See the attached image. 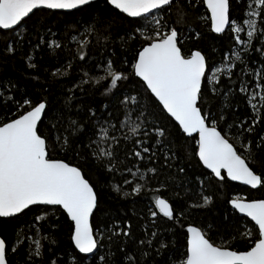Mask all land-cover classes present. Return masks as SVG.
<instances>
[{
  "label": "snow or ice",
  "instance_id": "snow-or-ice-1",
  "mask_svg": "<svg viewBox=\"0 0 264 264\" xmlns=\"http://www.w3.org/2000/svg\"><path fill=\"white\" fill-rule=\"evenodd\" d=\"M171 2L103 0L105 10L111 7L113 11L118 10L123 14L125 19L142 18L145 21L141 27H132L139 21H129L125 36L117 34L113 37L112 21L92 15L100 11V0H0L2 29L26 26L31 19L30 14H36L34 10L41 13L45 10H65L66 13L75 10L86 14L82 25L77 22L73 29L79 35L70 37L77 44V51L71 56L73 60L85 64L91 59V67L82 71L77 81H69L70 87L64 95L65 109L71 110L72 101L77 99V91L82 94L87 92L85 85L93 86L94 90L101 84H107L102 93L106 102L102 104L100 114H97L95 107H88L86 119H73L71 115L65 117L63 114L52 116L47 112L49 103L46 98L33 104L30 98L22 96L17 99L12 95L14 86H11L10 81L8 87L0 84V112L8 114L0 118V218H18L33 208L38 212L29 224L16 232L13 245L9 246L6 238L0 236V264H10L9 251L15 254L26 242L28 251L24 264H85L87 254H91L92 264H97V261L98 264H142V261L147 264L143 258L151 255L154 244L157 245V254L169 252V264H264V198H234L228 201L234 213L243 214L244 218L254 222L252 229L246 227L243 233H239L240 238L247 241L243 249L232 245V241L236 240L235 235L229 240L222 239L220 244L215 243L210 233H218L219 226L207 222L200 226H186L182 252L172 251L177 247L173 241L157 240V231L151 232L145 239H139L137 247L128 251L127 243L120 242L119 238L131 237L130 224L123 227L119 220H112L111 223L94 221L101 206L100 196L83 165L95 161L98 170L106 176L117 172L115 161L120 138L122 136L124 141L130 138L122 129H127L132 137H140L133 141L136 150L126 153V157L131 156L137 161L145 158L151 161L156 155L154 145L144 146L153 138L152 134L157 137V144L161 142L158 138L167 136L164 126L147 119L152 113L148 111L149 105L141 102V93L135 88L125 87L129 80L136 78L145 86V93L162 105L161 111L177 122L183 134L195 141L193 155L198 157L200 164L211 170L215 178L219 181H224L226 177L232 181H242L253 189L264 187V173L258 174L250 166L254 163L252 140L244 139L245 134L257 135V149L264 147V132L257 134V128L264 126V61L259 67L249 69L251 57L245 59L249 51L264 57V43L252 47L254 39L264 41V0H248L243 14L236 18H231L230 0H203L210 12L211 30L217 34H225L226 29L230 30L231 43L222 55V68L210 67L205 54L199 49L185 53L180 46L181 34L176 27H169L153 15L154 11L164 12ZM236 2L242 3L243 0ZM150 16L154 27L147 26ZM36 26L38 42L33 46L34 49L41 45L53 49L66 46L64 37L56 39L57 33L42 24L40 18L34 22ZM39 29H43L44 34ZM243 33H246L247 39L242 38ZM49 35L52 37L50 40L47 38ZM137 35L143 36V41L129 62L126 55L121 57L117 53L127 43L126 37L135 38ZM196 36L199 38L200 33L197 32ZM93 39L100 45L97 59L91 58ZM86 48L90 51L86 52ZM6 51L15 52V48L6 45ZM28 59L31 60V57ZM237 62L244 65L242 71L246 75L255 77L253 90L249 91L244 79L237 77L238 88L234 84L221 92L225 102L221 114L205 111L202 101L204 89L209 87L211 93H216L222 71L227 72L229 79H232V70L237 67ZM29 67L35 69L37 65L30 63ZM63 67L64 71L57 68L53 75L69 76L72 63L66 62ZM209 71L211 75H207ZM233 89L245 95L250 114L243 119L235 115ZM235 106L239 107L238 104ZM229 111L231 122L226 118ZM44 119L55 120L52 128L57 135L54 139L41 131L40 125ZM89 127L92 131L85 136ZM233 128L238 131L239 143L245 155L238 151L234 142H230L229 132ZM62 149L66 150L65 155L67 152L75 153L80 162L74 163L53 155ZM174 158L165 151V164ZM168 166L171 167L170 164ZM123 167L124 172L136 177L139 182L123 180L124 185H134L130 192L122 191L119 185H113V189L125 197L139 196L147 183L144 173L139 167L135 171L127 165ZM146 171L157 173L155 167L147 168ZM178 172L185 173V168L179 167ZM222 173H226V177ZM196 179L203 188L204 180L199 177ZM165 187L166 184H161L155 190L153 203L156 211H150L149 214L152 218L162 214L181 228L185 227L180 222L186 210L205 208L214 201L213 195L201 192L197 193L199 202L185 201V208L177 209L169 198L156 194ZM176 195L180 197V193ZM58 210H62L68 219L72 251H55L51 247L59 239ZM114 240L117 241L115 244ZM44 241L48 242L47 247ZM106 246L109 252L100 255L99 250ZM117 253L120 259H117Z\"/></svg>",
  "mask_w": 264,
  "mask_h": 264
},
{
  "label": "trees",
  "instance_id": "trees-1",
  "mask_svg": "<svg viewBox=\"0 0 264 264\" xmlns=\"http://www.w3.org/2000/svg\"><path fill=\"white\" fill-rule=\"evenodd\" d=\"M230 2L231 18H236L238 15L243 14L248 0H243L242 3H237L236 0H230ZM34 13L36 14H30L31 19L28 20L26 26L21 25L18 28L15 27L10 30L0 29V84L8 87V82L10 81L11 86H14V91L11 94L17 99H20L22 96L30 98L33 104L46 98L49 103L47 112L52 116L63 114L65 117L71 115L73 119H86V109L88 107H95L99 115L102 104L106 102V98L102 93L107 88V84H101L99 87H95L94 90L93 86L85 85L87 92L82 94L77 91L75 93L77 99L72 101L73 107L71 110L69 111L64 108V95L67 88L70 87L69 81H77L82 71L91 67V59L85 64L84 62L73 60L71 56L72 53H76L77 44L70 37L73 34L79 35L73 29L76 28L77 22H81L82 25V22L86 19V14L76 12L75 10L67 13L66 11L52 10H45L41 13L35 10ZM159 13L162 23L167 24L169 27H176L177 31L181 34L179 37L180 46L185 53L193 49H199L205 54L210 67L216 65L222 66V55L228 50L231 43L230 30L227 29L225 34H217L211 30L209 15L203 0H172L171 5L164 12ZM92 15L97 18L106 17L112 21L113 37L117 34L120 37H124L125 28L128 27L129 21H139V23L133 24L132 27H141L145 24L142 18L128 17L125 19L123 14L119 13L118 10L113 11L111 7L105 10L103 0H100V11L92 13ZM38 18H40L42 24L50 27L52 32L57 33L56 39L64 37L63 43L66 45L65 47L53 49L41 45L39 48L34 49L33 46L38 42V26L34 27V22ZM147 26L154 27L148 21ZM39 31L41 34H44L43 29H39ZM82 31L83 27L81 26L80 32ZM65 32H67V36H65ZM197 32L200 33L199 38L196 36ZM148 34L150 35L151 32ZM241 35L243 39H247L244 33ZM47 38L49 40L52 39L50 35ZM126 40L127 43L119 49L117 54L121 57L126 55L128 61L131 62L133 53L140 47L143 41V36L137 35L135 38L126 37ZM116 43L119 44L120 41L117 40ZM261 43H264V41L254 39L252 47H259ZM6 45H12L15 48V52H7ZM85 51L88 52L90 49L86 48ZM99 51L100 45H97L93 39L91 58L97 59ZM241 55L244 56L243 53ZM29 56L31 60L28 59ZM248 57H251V60L248 62L249 69L253 66L259 67L261 61H264V57L253 51H249L245 59L247 60ZM66 62L73 65L70 75H53V72L57 68L64 71L63 66ZM30 63L36 64L37 67L35 69L30 68ZM243 68L244 65L237 62V67L232 70L234 73L232 79H229L227 72L222 71L220 76L221 83L216 93H211L209 87L204 89L202 101L205 111L210 110L216 115L221 114L225 107L221 92L226 91L227 88L232 87L234 84L238 88L239 81L237 77L244 79V82L249 85V91L253 90L256 82L255 77L246 75L242 71ZM209 72H207V75ZM92 75H97V73H92ZM125 87L135 88L141 93V102L149 105L148 111L152 113L147 119L164 126L167 129V136L158 138L161 142L157 144V137L152 134L153 138L144 146L154 145L153 151L156 152V155L151 161L147 158L143 161H137L131 156L126 157V153L136 150L133 141L140 137H132L127 132V129H122L121 131L129 135L130 138L127 141H124L122 136L120 138V147L117 150V160L115 161L118 167L117 172L106 176L98 170V165L95 161L83 165L87 171V175L96 185L100 196L101 206L94 216V221L103 220L106 223H111L112 220H119L123 227H127L130 224L129 231L131 232V237L121 236L119 238L120 242L127 243L128 251H132L137 247L139 239H145L151 232L157 231V240L173 241L177 247L172 251L176 253L182 252L184 250L182 246L185 243L186 226L188 224L200 226L202 223L207 222L219 226L218 233H210L215 243L220 244L222 243V239L229 240L232 235H235L236 240L232 241V245L243 249L247 241L241 239L239 233H243L246 227L252 229L253 223L249 219L244 218V216L234 213L228 201L236 195H239L242 199L264 198V187H258L257 189L244 188L239 184L229 181L227 178L224 181H219L193 155L195 141L183 134L178 125L165 112L161 111V105H159L154 97L145 93V86H143L139 78L129 80ZM233 95L235 96V103L233 105L235 115L243 119L245 115L250 114V110L245 104V95L238 94L235 89H233ZM112 103L115 104V100ZM236 104L239 107H236ZM77 113H79V116H77ZM6 115H8L6 112H0V118ZM226 118L231 122V111H229V115ZM54 123L55 120L44 119L40 125L41 131L45 135H51L53 139L57 135L55 129L52 128V124ZM91 131V127H89L85 136L89 135ZM260 132H264V126L257 128V134ZM229 136L230 141L235 143L238 151L242 155H245L246 152L239 143L237 129L233 128L229 132ZM244 139L245 141L248 139L252 140L251 150L254 153V163L250 164V166L258 174L264 173V147L257 149V135L248 136L245 134ZM166 150L170 155L175 157L168 161L171 167L165 164ZM65 152L66 150L62 149L59 152H54L53 155L57 158H66L74 163L80 162L76 158L75 153L67 152V155H65ZM123 165H127L133 171L136 170V167H139L141 172L144 173L147 183L145 184L144 191L139 196L125 197L113 189V185H119L122 191L130 192L131 187L134 185H124L123 180L128 179L139 182L136 177L124 172ZM150 167H155L157 173L147 172L146 169ZM179 167H184L185 173L178 172ZM197 177L204 180L203 188L199 185ZM161 184H166V187L160 189V192L156 194L169 198L170 202H173L177 209L185 208V201L188 203L199 202L197 193L201 192L213 195L214 201L205 208L186 210V215L180 222L185 227L181 228L179 224L167 220L162 214H158L156 218H152L149 214L150 211H156L153 203V194ZM176 193H180V197H183V199L177 197ZM186 193H191V195H187ZM36 214L38 212L33 208L32 211H26L24 215L18 218H0V236L6 238L9 246L13 245L16 239V232L22 230V226L29 224ZM56 215L59 217V239L51 247L55 251L61 249L72 251L73 246L70 245L69 241V222L66 214L62 210H58ZM253 231L255 232V230ZM116 242V240L113 241L114 244ZM44 244L46 247L48 246L47 241H44ZM156 247L157 245L154 244L151 255L143 258V260H146L147 264H169V252L157 254L155 251ZM27 251V242L15 254L9 251L8 259L10 264H24L27 259ZM112 251L114 252L115 249L113 248ZM108 252L109 248L107 246L99 250L100 255ZM116 255L117 259H120L119 253ZM85 264H92L91 256H88Z\"/></svg>",
  "mask_w": 264,
  "mask_h": 264
},
{
  "label": "water",
  "instance_id": "water-1",
  "mask_svg": "<svg viewBox=\"0 0 264 264\" xmlns=\"http://www.w3.org/2000/svg\"><path fill=\"white\" fill-rule=\"evenodd\" d=\"M204 6H205V8H206V10H207V6L204 4ZM35 11V10H34ZM52 11H65V10H52ZM72 11V10H71ZM155 12V11H154ZM207 12H208V15H209V19H210V12L207 10ZM131 18V17H130ZM210 26H211V24H210ZM16 26H14V28H15ZM0 29H2V28H0ZM3 30H10V29H3ZM227 30V29H226ZM158 102V101H157ZM159 103V102H158ZM161 107H162V105H161ZM168 115V114H167ZM169 116V115H168ZM172 119V118H171ZM173 121H174V119H172ZM175 122V121H174ZM176 124H177V122H175ZM178 125V124H177ZM181 130V129H180ZM182 131V130H181ZM186 135V134H185ZM231 142V141H230ZM198 158V157H197ZM202 165V164H201ZM203 166V165H202ZM204 167V166H203ZM205 168V167H204ZM206 169V168H205ZM207 171H209L210 173H211V170H209V169H206ZM222 174H224L225 175V177H226V173H222ZM213 176H214V174H213ZM227 178V177H226ZM229 181H231V182H233V183H236V184H239L240 186H242V187H244V188H250V189H253L250 185H245L242 181H232L230 178H227ZM235 198V197H234ZM234 198H231V199H234ZM230 199V200H231ZM229 200V201H230ZM229 205L231 206V204L229 203ZM232 207V206H231ZM239 214V213H238ZM240 215H242L243 216V214H240ZM247 219H249L250 220V218H247ZM251 221V220H250ZM252 222V221H251ZM253 224H254V222H252ZM82 255H85V254H82ZM88 256H91V254H87Z\"/></svg>",
  "mask_w": 264,
  "mask_h": 264
},
{
  "label": "rangeland",
  "instance_id": "rangeland-1",
  "mask_svg": "<svg viewBox=\"0 0 264 264\" xmlns=\"http://www.w3.org/2000/svg\"><path fill=\"white\" fill-rule=\"evenodd\" d=\"M153 15L157 18V19H160V13L159 12H154L153 13ZM148 22H150V24L153 26V24H152V17L150 16L149 18H148ZM245 35H246V33H244ZM215 67H221L222 68V66H215ZM212 73L211 72H209L208 73V75H211ZM230 137V136H229ZM236 198H240V196L239 195H236L235 196ZM242 199V198H241Z\"/></svg>",
  "mask_w": 264,
  "mask_h": 264
}]
</instances>
